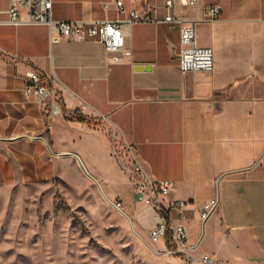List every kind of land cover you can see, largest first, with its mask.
<instances>
[{
    "label": "crops",
    "instance_id": "obj_1",
    "mask_svg": "<svg viewBox=\"0 0 264 264\" xmlns=\"http://www.w3.org/2000/svg\"><path fill=\"white\" fill-rule=\"evenodd\" d=\"M52 1L56 21L127 20L131 10L154 6L152 18L170 17L165 0H122L123 13L116 0ZM211 4L178 9L187 20L180 25L134 24L119 62L96 42L53 44L47 26L0 24V181L53 174L55 162L78 160L125 204L132 192L127 218L152 229L159 216L138 202L113 158V136L132 146L151 178L174 182L172 200L191 202L186 226L198 254L264 264V0H220L219 19L207 22ZM9 7L0 0V20ZM193 22L198 45L213 50L212 72L179 69L180 29ZM145 66L151 70L137 69ZM30 72L55 78L61 115L25 96ZM217 195L216 212L202 224L198 204ZM156 247L163 252L165 244Z\"/></svg>",
    "mask_w": 264,
    "mask_h": 264
},
{
    "label": "rangeland",
    "instance_id": "obj_2",
    "mask_svg": "<svg viewBox=\"0 0 264 264\" xmlns=\"http://www.w3.org/2000/svg\"><path fill=\"white\" fill-rule=\"evenodd\" d=\"M111 140L113 158L124 169L119 160L127 157L124 145L113 136ZM55 164L53 174L46 169L38 177L28 172L18 174L14 183L0 181V264H183L150 244L152 226L114 208L120 201L131 216L132 192L125 204L122 196L110 195L106 186L90 179L80 161Z\"/></svg>",
    "mask_w": 264,
    "mask_h": 264
},
{
    "label": "built area",
    "instance_id": "obj_3",
    "mask_svg": "<svg viewBox=\"0 0 264 264\" xmlns=\"http://www.w3.org/2000/svg\"><path fill=\"white\" fill-rule=\"evenodd\" d=\"M200 1L165 0L164 7L170 11V17L162 21L151 16L152 10L156 9L155 6L149 7L148 10L143 12L131 10L127 20L56 21L53 18L52 0H10V7L6 12L7 18L6 20H0V24L15 27L21 25L47 26L51 43H58L62 40L79 43L96 42L105 48L107 56L113 61L119 62L125 50L126 37L134 24L167 23L172 26L180 25L187 22V20L184 16L179 15L178 7L192 8ZM115 5L119 13L124 12L122 0H116ZM104 7L107 8L108 4H104ZM221 12V4H211L206 10V21H217ZM2 13L0 10V15ZM180 43L178 62L181 72L186 74L213 71V50L198 45L195 22L181 27ZM24 94L27 98L41 104L51 117H57L63 113L58 100L54 77L45 78L37 72L28 73ZM124 150L127 157L119 160L122 167L132 175L138 202L144 203L159 216V222L150 230V244L155 246L160 242H164L165 249L162 253L181 259L183 264H225L212 254H198L199 244H190L186 223L191 202L170 198L175 189L174 182L154 180L137 160L132 146L124 143ZM219 204V195L198 204L197 211L202 224L214 215ZM113 206L119 212H124L123 204L120 201L113 203Z\"/></svg>",
    "mask_w": 264,
    "mask_h": 264
},
{
    "label": "water",
    "instance_id": "obj_4",
    "mask_svg": "<svg viewBox=\"0 0 264 264\" xmlns=\"http://www.w3.org/2000/svg\"><path fill=\"white\" fill-rule=\"evenodd\" d=\"M138 70H151V67L145 66V67H138Z\"/></svg>",
    "mask_w": 264,
    "mask_h": 264
},
{
    "label": "bare ground",
    "instance_id": "obj_5",
    "mask_svg": "<svg viewBox=\"0 0 264 264\" xmlns=\"http://www.w3.org/2000/svg\"><path fill=\"white\" fill-rule=\"evenodd\" d=\"M124 216H127V214H125V213H122Z\"/></svg>",
    "mask_w": 264,
    "mask_h": 264
}]
</instances>
